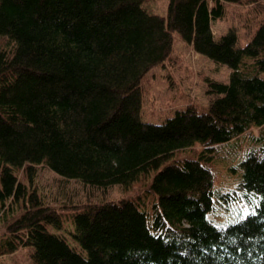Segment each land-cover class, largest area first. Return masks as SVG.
Returning <instances> with one entry per match:
<instances>
[{"label":"trees","instance_id":"1","mask_svg":"<svg viewBox=\"0 0 264 264\" xmlns=\"http://www.w3.org/2000/svg\"><path fill=\"white\" fill-rule=\"evenodd\" d=\"M144 1L0 0V255L29 246L34 264H264V21L241 47L232 29L216 39L210 27L241 0H168L166 22ZM172 31L227 65L228 82L208 81L206 111L144 122L139 82L169 55ZM246 134L243 155L226 156L234 184L217 188L212 163ZM36 165L142 191L71 207L65 220L17 179Z\"/></svg>","mask_w":264,"mask_h":264},{"label":"rangeland","instance_id":"2","mask_svg":"<svg viewBox=\"0 0 264 264\" xmlns=\"http://www.w3.org/2000/svg\"><path fill=\"white\" fill-rule=\"evenodd\" d=\"M167 5L168 0H145L143 3L147 11L162 17L164 22L167 21ZM262 21H264V0L255 2L241 0L236 3H225L222 16L211 20L210 27L216 39L232 29L236 33L238 45L242 47L250 41ZM171 36L172 44L169 55L162 62L151 66L139 82L141 93L139 116L144 122L160 124L164 119L171 117L174 111L188 106L193 107L197 112L206 111L213 98L207 93L208 81L228 82L230 69L227 65L215 63L208 57L197 54L176 31H172ZM5 46L6 44L0 37V48ZM261 76L264 77V73ZM256 132L255 128L250 131L253 134ZM247 135L240 139L242 143H238L237 139L227 146L222 145L225 146L224 153L212 163L217 188H231L234 184L238 170L232 172L230 168L235 167L236 162L226 156L235 153L242 156L247 150ZM192 153L193 151L186 150L177 155H191ZM33 168L32 179L29 178L26 167L16 169L17 179L26 184L29 190H37L42 202L55 207L65 220L70 215L71 207L115 201L142 191V188L136 190L140 182V184L136 183L130 189L131 191H123L117 185L100 189L78 180L61 178L42 165H36ZM229 214L230 211L227 214L225 212L213 215L209 213L208 218L213 219L217 215L218 221H224L226 215ZM4 230L0 219V237L5 234ZM68 231L67 224H64L63 233L66 232L68 235ZM0 264H34L32 248L21 246L12 253L0 255Z\"/></svg>","mask_w":264,"mask_h":264}]
</instances>
